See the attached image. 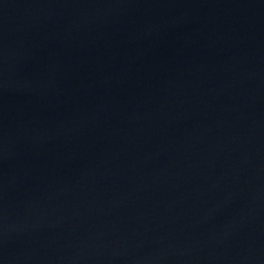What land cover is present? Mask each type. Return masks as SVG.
<instances>
[{
  "label": "water",
  "instance_id": "1",
  "mask_svg": "<svg viewBox=\"0 0 264 264\" xmlns=\"http://www.w3.org/2000/svg\"><path fill=\"white\" fill-rule=\"evenodd\" d=\"M0 264H264V0H0Z\"/></svg>",
  "mask_w": 264,
  "mask_h": 264
}]
</instances>
